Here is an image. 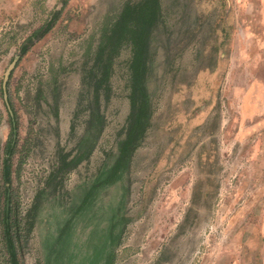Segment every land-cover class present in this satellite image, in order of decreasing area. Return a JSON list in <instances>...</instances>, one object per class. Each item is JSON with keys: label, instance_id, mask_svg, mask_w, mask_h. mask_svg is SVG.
I'll list each match as a JSON object with an SVG mask.
<instances>
[{"label": "rangeland", "instance_id": "1", "mask_svg": "<svg viewBox=\"0 0 264 264\" xmlns=\"http://www.w3.org/2000/svg\"><path fill=\"white\" fill-rule=\"evenodd\" d=\"M124 1L0 0V264H10L4 184L19 217L36 204L21 264H102L95 255L110 248L107 229L124 222L112 264H264V0H161L149 49L151 125L121 179L77 210L117 154L129 112L125 46L111 97H100L96 147L61 174V154H77L87 127L93 95L83 67ZM55 10L52 27L19 56Z\"/></svg>", "mask_w": 264, "mask_h": 264}, {"label": "trees", "instance_id": "2", "mask_svg": "<svg viewBox=\"0 0 264 264\" xmlns=\"http://www.w3.org/2000/svg\"><path fill=\"white\" fill-rule=\"evenodd\" d=\"M66 1L63 0V3ZM59 12V10H55L46 22L35 28L24 39L19 47V56H22L29 49L36 38L41 37L52 27ZM161 18V0H125L115 17L101 29L93 50L92 62L88 68L86 67L87 69L83 67V72L85 73L82 76V81L84 85L86 84L91 88L93 95L92 99L85 106L87 110L85 118L87 127L84 135L77 142V154L71 159H68V153L61 154L59 169L65 167L61 169L62 175L68 167H74L81 160L87 159L96 147L98 137L105 124V115L103 110L100 109V97L103 96L106 101L110 99L112 92L110 78L113 73L115 58L123 47L128 46L130 48L131 54L128 64L129 112L123 127V137L118 143L117 154L113 161L110 164L104 165L103 170L98 173L97 179L100 180L93 182L88 187L86 196L77 207L78 211L88 203L90 204L89 200H91L92 192L96 188L121 179L128 170L132 154L145 138L147 130L151 125V93L147 86V75L150 67L149 49L153 31ZM87 65L88 63L85 62L84 66ZM6 86H8V83H6ZM58 99L56 94V107ZM10 105L12 107L11 103ZM9 113L11 115L10 111ZM56 114L57 111L55 112ZM12 129H14V126ZM15 145V138L10 137L6 143L2 166V179L7 183L11 181L10 159ZM3 188L5 197L3 198L1 209V223L3 226V239L5 241L4 249L7 252L10 264H21L26 250L27 235H29L34 226L32 212L36 204H33L28 209L24 217H19L16 208L12 209L10 205L9 185L4 184ZM12 212L14 214H11ZM71 218L72 216L67 220V225L72 221ZM12 225H14V229ZM125 225L126 222H124L119 231H116L117 226L113 223L110 224L107 229V237L105 238L106 242L111 244L110 248L101 252L99 251L95 255V262L103 260L102 264H112L114 248L121 241ZM63 230H66V228L64 227Z\"/></svg>", "mask_w": 264, "mask_h": 264}, {"label": "water", "instance_id": "3", "mask_svg": "<svg viewBox=\"0 0 264 264\" xmlns=\"http://www.w3.org/2000/svg\"><path fill=\"white\" fill-rule=\"evenodd\" d=\"M12 67H13V64H12V66L10 67V69H11ZM7 78H8V73L6 74V77H5L4 83H6Z\"/></svg>", "mask_w": 264, "mask_h": 264}]
</instances>
